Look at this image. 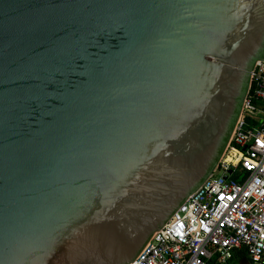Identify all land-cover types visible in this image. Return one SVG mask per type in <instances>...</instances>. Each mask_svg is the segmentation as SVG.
<instances>
[{"label":"water","instance_id":"obj_1","mask_svg":"<svg viewBox=\"0 0 264 264\" xmlns=\"http://www.w3.org/2000/svg\"><path fill=\"white\" fill-rule=\"evenodd\" d=\"M260 62L264 0H0V264L133 263Z\"/></svg>","mask_w":264,"mask_h":264},{"label":"built area","instance_id":"obj_2","mask_svg":"<svg viewBox=\"0 0 264 264\" xmlns=\"http://www.w3.org/2000/svg\"><path fill=\"white\" fill-rule=\"evenodd\" d=\"M242 254L264 264V62L219 168L131 264H234Z\"/></svg>","mask_w":264,"mask_h":264},{"label":"bare ground","instance_id":"obj_3","mask_svg":"<svg viewBox=\"0 0 264 264\" xmlns=\"http://www.w3.org/2000/svg\"><path fill=\"white\" fill-rule=\"evenodd\" d=\"M237 158V153L236 152H231L230 155L227 158L228 162H234L236 161L235 159Z\"/></svg>","mask_w":264,"mask_h":264},{"label":"trees","instance_id":"obj_4","mask_svg":"<svg viewBox=\"0 0 264 264\" xmlns=\"http://www.w3.org/2000/svg\"><path fill=\"white\" fill-rule=\"evenodd\" d=\"M240 256V255H239ZM245 259L244 254H242V260H238L237 262H235L234 264H245V261H243Z\"/></svg>","mask_w":264,"mask_h":264},{"label":"crops","instance_id":"obj_5","mask_svg":"<svg viewBox=\"0 0 264 264\" xmlns=\"http://www.w3.org/2000/svg\"><path fill=\"white\" fill-rule=\"evenodd\" d=\"M243 261H245V260H243ZM237 262V261H236ZM246 264V263H245Z\"/></svg>","mask_w":264,"mask_h":264}]
</instances>
